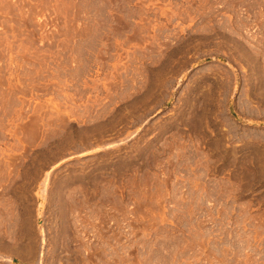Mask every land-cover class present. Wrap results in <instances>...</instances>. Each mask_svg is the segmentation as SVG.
I'll use <instances>...</instances> for the list:
<instances>
[{
    "label": "rangeland",
    "instance_id": "obj_1",
    "mask_svg": "<svg viewBox=\"0 0 264 264\" xmlns=\"http://www.w3.org/2000/svg\"><path fill=\"white\" fill-rule=\"evenodd\" d=\"M0 264H264V0H0Z\"/></svg>",
    "mask_w": 264,
    "mask_h": 264
},
{
    "label": "bare ground",
    "instance_id": "obj_2",
    "mask_svg": "<svg viewBox=\"0 0 264 264\" xmlns=\"http://www.w3.org/2000/svg\"><path fill=\"white\" fill-rule=\"evenodd\" d=\"M86 152H87V151H86ZM88 152H90V151H88ZM88 152H87V153H88ZM82 154H85V152H84V153H82Z\"/></svg>",
    "mask_w": 264,
    "mask_h": 264
}]
</instances>
